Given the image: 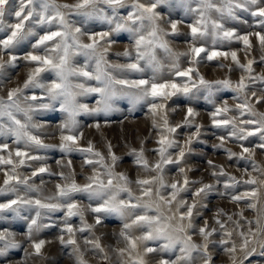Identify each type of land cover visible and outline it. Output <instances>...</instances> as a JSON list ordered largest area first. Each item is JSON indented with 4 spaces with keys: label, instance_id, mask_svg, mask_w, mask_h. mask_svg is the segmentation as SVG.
<instances>
[{
    "label": "rangeland",
    "instance_id": "rangeland-1",
    "mask_svg": "<svg viewBox=\"0 0 264 264\" xmlns=\"http://www.w3.org/2000/svg\"><path fill=\"white\" fill-rule=\"evenodd\" d=\"M0 264H264V0H0Z\"/></svg>",
    "mask_w": 264,
    "mask_h": 264
}]
</instances>
